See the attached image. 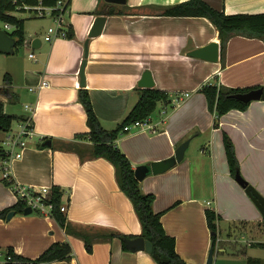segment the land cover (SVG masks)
<instances>
[{
    "label": "crops",
    "instance_id": "crops-1",
    "mask_svg": "<svg viewBox=\"0 0 264 264\" xmlns=\"http://www.w3.org/2000/svg\"><path fill=\"white\" fill-rule=\"evenodd\" d=\"M183 1L186 0H128L126 4H112L106 0H72L67 20L75 36L47 41L46 46L41 38L42 44L33 49L35 38L26 29L27 55L17 54L15 47L5 58L13 63L7 64L6 74L11 77L17 97L9 100L0 93V99L8 113V103L23 99L24 109L14 113L19 116L29 115L26 104L35 108L34 135L27 140L22 156L11 163V175L17 184L60 186L70 221L139 235L141 222L117 182L115 166L104 157L90 158L93 142L88 137L75 136L90 130L79 99V89L83 87L80 68L85 58L84 86L107 129L115 128L136 104V88H142L139 81L145 70H151L154 87L170 92L171 103H159L151 115L156 131L134 127L120 134L116 144L135 169L174 155L177 147L190 139L182 162L163 173L151 172L140 182L145 193L156 195L154 210L164 211L161 221L167 233L176 238L179 255L189 264H207L212 245L207 209L220 215L218 227L225 218L245 219L240 221L245 225L243 234L250 218H264L245 188H237L223 142L226 131L235 144L241 174L264 195V99L251 101L244 111L232 109L221 117L220 127L216 128L215 114L209 110L201 87L209 82L228 87L264 86V39L235 34L228 42L225 62L221 58L212 62L188 56L189 50L211 41L218 40L221 45V39L207 17L161 15L163 6ZM205 1L227 14L264 12V0ZM105 7L117 12L108 13L102 33L90 37L94 21ZM6 30L11 33L14 27ZM30 53L36 58H31ZM43 78L49 85L38 88ZM5 86L6 81L0 84ZM19 121L22 124L24 120ZM4 138L0 137V142ZM44 138H51L52 146L44 147ZM193 139L198 141L200 151L189 155ZM63 142L72 143L71 150L61 148ZM0 146L4 148L1 143ZM78 150L84 151V160ZM5 158L7 155L0 157V164ZM210 175L215 179L214 208L207 206L210 200L205 201ZM18 201L19 195L7 185L0 171V211L13 209ZM244 208L250 216L241 215ZM57 241L71 243L72 257L48 264H158L146 250H124L119 238L95 243L90 253L85 242L68 234L50 213L16 211L11 219L7 215L0 217V264L4 263L8 247L36 258ZM259 241L255 239L252 244ZM220 250L226 249L220 246ZM249 257L264 259L247 254L244 264H248Z\"/></svg>",
    "mask_w": 264,
    "mask_h": 264
},
{
    "label": "trees",
    "instance_id": "trees-1",
    "mask_svg": "<svg viewBox=\"0 0 264 264\" xmlns=\"http://www.w3.org/2000/svg\"><path fill=\"white\" fill-rule=\"evenodd\" d=\"M42 2L46 6H55L59 0H0V28L1 23H9L14 27L10 33L16 38L18 46L24 45L26 40L25 19L17 16V5L22 2L38 4ZM67 6L65 10L71 8L72 0H65ZM23 11V10H22ZM117 11L109 8V14L113 15ZM119 14L124 12L118 11ZM161 15L167 16H202L207 17L216 27L221 39V61L225 62L226 49L229 40L235 34L249 37H259L264 39V12L260 13H235L227 14L224 10H219L211 6L205 0H186L180 3L163 6ZM67 38L75 36L74 29L69 25ZM4 80L7 86L0 87V93L7 96L9 100H14L17 94L13 91L12 80L9 74H5ZM260 85L252 87H228L222 84L205 83L201 87L207 98L209 110L215 114L214 127H220V119L232 109L247 110L251 101H244L237 97V94L246 93ZM139 98L126 116L118 122L113 129H107L103 121L97 115L89 89L85 86L79 89V99L87 113V124L90 130L86 133H77L76 138L88 137L93 142L90 150V158L104 157L111 161L116 169L117 182L123 192L130 198L134 209L141 222L142 232L139 235L127 234L119 230L95 228L91 226L79 225L69 220L67 214L61 210L63 205L64 192L60 186L53 185L48 203L52 204L51 215L57 220L59 225L70 235L81 238L85 242L88 252H93L94 244L100 241H109L119 238L124 250H130L125 243L128 238L143 236L153 243V251L150 253L158 264H189L177 252L176 238L165 230L161 221L164 211L156 212L153 204L156 199L154 193H145L141 188V182L136 179L135 169L129 157L117 146L116 140L120 134L126 133L125 127L135 121H143L151 116L159 103L170 104L171 95L167 90L152 88H136ZM27 117L10 114L5 111V102L0 99V129L9 131L15 120H26ZM47 139V138H44ZM223 142L226 156L230 168V173L235 177L237 172H241L240 161L237 156L235 144L230 135L223 132ZM72 143L63 142L60 147L71 150ZM82 160L84 151L78 150ZM5 149L0 146V157L5 156ZM7 185L15 187V181L6 180ZM24 200L19 201L12 207L18 212H24L26 208ZM13 209L0 211V217H6ZM207 222L212 234V247L215 249L218 237V224L220 215L214 209L206 210ZM259 230L264 231V218L262 221L254 223ZM252 245L264 247V241L254 242ZM73 247L69 241H57L46 248L38 257L31 258L15 251L13 247H8L4 254L3 264H48L53 261L67 260L72 257ZM248 264H264V259L248 258Z\"/></svg>",
    "mask_w": 264,
    "mask_h": 264
},
{
    "label": "water",
    "instance_id": "water-1",
    "mask_svg": "<svg viewBox=\"0 0 264 264\" xmlns=\"http://www.w3.org/2000/svg\"><path fill=\"white\" fill-rule=\"evenodd\" d=\"M108 3L112 4H126L128 0H106ZM108 8L105 7L103 9V13L96 17L94 24L90 30L89 36L94 37L98 36L102 33L103 28L105 26ZM42 44V39L40 37L35 38L32 41V48L36 49ZM17 45L16 38L13 37L10 33L7 32L6 29L0 28V52L3 53H12L14 48ZM221 45L218 40H214L200 47L193 48L187 52L188 56L212 61L219 62L221 58ZM85 57L88 55V41H86V53ZM87 63V59L85 58L81 64L80 68V76H81V86L85 85V66ZM139 86L142 88H152L155 86V80L153 78V74L151 70H145L140 81ZM237 97L241 98L244 101H253L264 99V86L260 88L253 89L246 93L237 94ZM53 140L51 138H47L42 142L44 147L52 146ZM190 139H187L183 143H181L175 154L167 157L162 160L153 161L150 164H140L135 168V176L136 179L142 181L149 173L159 174L166 172L170 168L174 167L177 163L181 162L185 158L186 150L189 146ZM236 181L245 188L247 194L251 197L255 205L260 210L261 214L264 217V195L257 190L255 186L249 183V181L241 174V172H237L235 175ZM24 212L26 214L33 212L32 207L28 206L25 208ZM16 214L15 210H12L8 213L7 218L11 219ZM212 234L215 232L212 231ZM127 246L134 251L138 250H146L151 253L153 251V243L150 240L145 239L143 236H137L135 238H128L125 240ZM214 261V248L212 247L209 252L207 264H213Z\"/></svg>",
    "mask_w": 264,
    "mask_h": 264
},
{
    "label": "rangeland",
    "instance_id": "rangeland-1",
    "mask_svg": "<svg viewBox=\"0 0 264 264\" xmlns=\"http://www.w3.org/2000/svg\"><path fill=\"white\" fill-rule=\"evenodd\" d=\"M16 14L19 17L25 19L26 29L32 38H37V37L44 38L48 31V28L50 26L57 25V22L53 18L36 17L32 15L29 11L17 12ZM67 19H69V15H67ZM3 24L4 23H1L2 27H3ZM46 43L47 41H44L43 46H46L47 45ZM15 52L17 54L26 53L27 55V53L29 52V48H27V45L26 46L21 45V46H18V48H16ZM10 55L11 54L0 52V84L5 83L4 81L5 74L8 73L7 64L8 65L13 64L12 62H8V59L5 60V58H9L8 56ZM6 107H8L9 109L8 111L10 114L20 113L22 112V109H24L23 99L22 100L19 99L15 103H8ZM16 115H19V114H16ZM20 128H21L20 121L15 120L9 131L0 130V137H5L4 139L6 140L7 139L6 137H8V135H13V136L17 135ZM206 141H208V139H206ZM197 142L198 141L196 139H193L190 150H189V155L193 153L197 154L200 151V145L196 146ZM0 143L6 149L4 142L1 141ZM263 168H264V163H263ZM233 180H235L234 177H233ZM208 182L210 185V189L205 191V192H208V196L205 198L206 199L205 201H207V199L212 201V204L211 205L208 204L207 206H209L210 208L211 207L214 208L216 204L213 198L214 192L212 190V186H214L215 179L212 175H210ZM234 182L236 183L237 188H239V190L244 191L243 187H241L236 181ZM245 193L247 194V192ZM241 215L250 216L249 210L247 208H244L242 210ZM241 220H245V219L237 218V219L230 220L229 218H225L224 220L220 222V227L218 230V238H217L218 244L214 249L213 264H244L246 263L245 259H246L247 254L255 255V256L259 255L264 258V247L252 245V241L255 239L264 241V231L259 230L258 227L254 225V223H257L259 220H254L250 218L248 220V223L250 224H247L248 228L246 227V229L248 230L247 232H245V234L241 232L243 231V229H245V225H242L240 222ZM211 246L212 245L210 244L209 250L212 248ZM220 246H224L226 250L221 251Z\"/></svg>",
    "mask_w": 264,
    "mask_h": 264
},
{
    "label": "built area",
    "instance_id": "built-area-1",
    "mask_svg": "<svg viewBox=\"0 0 264 264\" xmlns=\"http://www.w3.org/2000/svg\"><path fill=\"white\" fill-rule=\"evenodd\" d=\"M66 6L67 2L65 0H59L55 6L43 5L41 1L38 4L22 2L21 4L17 5V9L18 12L29 11L36 17L53 18L57 22V25L50 26L44 37L45 41L53 42L57 38L66 37L68 34L67 29L70 24L68 23L67 15L70 11V8L65 10ZM12 27L13 26L9 23L4 24L5 29H10ZM29 56L31 58H36L34 53H30ZM47 85H49V81L46 78H43L38 88ZM31 89L34 90L35 87L31 86ZM187 95H189V93H186V96ZM25 108L30 113L27 116V119L22 122L21 128L17 135H8L7 139L4 141V145L6 146V149L5 147L4 149L7 158H5V160H3L4 162L0 164V171L3 172L4 178L9 181H14V178L11 175V163L14 159L20 158L22 156L23 150L27 144V139L34 135L33 115L35 108L30 104H26ZM138 126L156 131L154 125L151 123V116L143 121H135L131 125L126 126L125 131L128 132L132 128ZM14 189L17 195H19V198L21 197L24 200L26 206H30L33 210L39 211L43 214L51 213L52 204L48 203V200L50 199L52 187L25 186L16 183ZM208 204H210V201H208ZM61 210L66 212L68 210V205L63 204L61 206Z\"/></svg>",
    "mask_w": 264,
    "mask_h": 264
}]
</instances>
